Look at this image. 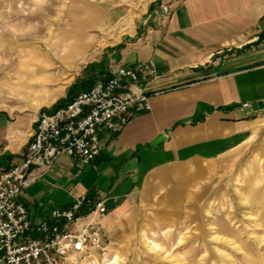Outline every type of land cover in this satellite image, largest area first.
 Masks as SVG:
<instances>
[{
	"label": "crops",
	"instance_id": "obj_1",
	"mask_svg": "<svg viewBox=\"0 0 264 264\" xmlns=\"http://www.w3.org/2000/svg\"><path fill=\"white\" fill-rule=\"evenodd\" d=\"M166 6L168 13L162 14ZM139 39L122 49L126 67L151 64V110L116 135L100 134L96 160L60 157L21 194L39 219L83 194L102 199L108 238L143 223L189 216L221 177L227 158L252 139L264 110V0H168ZM249 104V108H242ZM36 118V116H35ZM33 119L0 116V169L20 156ZM203 192V194H200Z\"/></svg>",
	"mask_w": 264,
	"mask_h": 264
},
{
	"label": "rangeland",
	"instance_id": "obj_2",
	"mask_svg": "<svg viewBox=\"0 0 264 264\" xmlns=\"http://www.w3.org/2000/svg\"><path fill=\"white\" fill-rule=\"evenodd\" d=\"M167 1L0 0V116L33 119L98 66L118 64ZM260 119L188 217L119 232L99 264H264V113Z\"/></svg>",
	"mask_w": 264,
	"mask_h": 264
},
{
	"label": "built area",
	"instance_id": "obj_3",
	"mask_svg": "<svg viewBox=\"0 0 264 264\" xmlns=\"http://www.w3.org/2000/svg\"><path fill=\"white\" fill-rule=\"evenodd\" d=\"M162 14L168 13L166 6ZM107 76L55 109L40 110L31 138L17 160L0 169V264H99L112 241L103 227L102 199L83 194L69 206L31 217L21 194L47 174L60 157L82 167L100 155V134H119L151 110L154 67L110 65ZM242 108H249L243 104Z\"/></svg>",
	"mask_w": 264,
	"mask_h": 264
},
{
	"label": "trees",
	"instance_id": "obj_4",
	"mask_svg": "<svg viewBox=\"0 0 264 264\" xmlns=\"http://www.w3.org/2000/svg\"><path fill=\"white\" fill-rule=\"evenodd\" d=\"M98 67H99L98 69L93 70L96 73L95 77L91 74V77H88L87 80H86L87 83L84 82L83 86L78 87L79 90L75 91L74 94H70L69 93L66 98L60 100L55 105H53L51 108L55 109L57 107H60V106L64 105L65 103L69 102L79 92L87 90L95 81H97L99 79H102V78H104V77H106L108 75L107 71L105 69H103V65L102 66H98ZM92 76H93V78H92Z\"/></svg>",
	"mask_w": 264,
	"mask_h": 264
},
{
	"label": "water",
	"instance_id": "obj_5",
	"mask_svg": "<svg viewBox=\"0 0 264 264\" xmlns=\"http://www.w3.org/2000/svg\"><path fill=\"white\" fill-rule=\"evenodd\" d=\"M261 41H264V31L259 34L258 39H257V42H261ZM251 110L253 112L264 110V101L253 103L251 105Z\"/></svg>",
	"mask_w": 264,
	"mask_h": 264
}]
</instances>
